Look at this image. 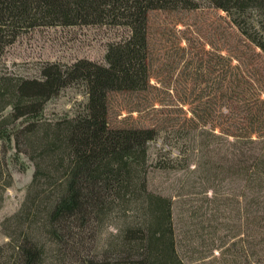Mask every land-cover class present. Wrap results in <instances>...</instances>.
Instances as JSON below:
<instances>
[{"label":"trees","instance_id":"obj_1","mask_svg":"<svg viewBox=\"0 0 264 264\" xmlns=\"http://www.w3.org/2000/svg\"><path fill=\"white\" fill-rule=\"evenodd\" d=\"M202 6L225 13L236 45L180 61L178 74L190 85H176L188 96L168 112L188 104L190 116L161 118L177 126L164 136L174 141L150 158L159 126L112 125L109 96L154 87L152 11ZM58 25L126 33L107 45L104 63L78 59L46 64L38 78L0 77V201L13 157L25 154L34 167L19 209L3 223L12 220L14 232L5 233L11 239L0 252L9 247L10 254H0V264H70L67 247L112 213L121 227L74 262L205 264L207 238L212 264H264V0H0V50L24 28ZM76 82L84 88L81 107L42 119L45 102ZM162 106L145 96L127 112ZM151 166L184 172L174 193L149 189ZM244 230L248 241L240 237Z\"/></svg>","mask_w":264,"mask_h":264},{"label":"rangeland","instance_id":"obj_2","mask_svg":"<svg viewBox=\"0 0 264 264\" xmlns=\"http://www.w3.org/2000/svg\"><path fill=\"white\" fill-rule=\"evenodd\" d=\"M225 13L211 7L202 6L196 10L184 11H152L148 20V37L151 52V69L154 78L149 93H112L109 96L108 120L112 125L126 124H155L160 128L159 136L148 143V154L150 158L164 143H172L174 138H165L173 126L170 122H161L166 115L172 117L177 115L182 121L190 116V105L182 106L183 112L172 113L173 105L177 99L185 96V92L178 82L187 83L190 81L178 74L181 69V60L191 56V52H199L206 58V51L214 48L230 51L236 45L235 40L230 36L232 31ZM124 28L110 27L105 25H73V26H35L20 30L11 40L6 41L0 50V77L12 79L38 78L41 67L56 63L60 65L71 64L78 59H88L97 63H104V54L107 45L121 36H124ZM194 48H191V46ZM183 48V49H182ZM245 51H247L245 49ZM248 54V52H246ZM184 54V55H183ZM179 64L176 66V63ZM176 66V67H175ZM169 84V85H168ZM176 85V92L172 85ZM184 92H183V91ZM209 91L208 89L206 90ZM161 100L163 111H155L146 108L142 112H127L133 104H137L142 97ZM189 97L187 100L190 101ZM85 100L84 88L80 82L72 83L61 89L57 94L50 97L44 104L42 119L53 120L64 115H73ZM180 106V105H179ZM2 112H0L1 115ZM161 123V124H160ZM1 144V142H0ZM23 148V146L21 147ZM33 164L25 156L20 154L13 157L9 163V170L12 181L2 192L0 201V247L8 239L5 233L14 232L10 218L20 207L26 187L31 180ZM148 187L150 190L164 194L174 193V183L183 178L182 170L172 169L159 170L154 166L149 168ZM123 222L116 213L104 217L100 222L92 224L87 232L77 241H73L67 250L73 259L70 264H77L74 260L78 256L86 255L96 247L99 239H111L110 232H115ZM246 230L240 235L246 238ZM206 235L207 230L203 231ZM221 235V234H219ZM41 238V237H39ZM43 238V237H42ZM41 238V239H42ZM44 239H48L44 236ZM236 239H239L237 237ZM210 239H203L201 255L206 256L205 264L210 263L211 252L208 244ZM233 239H227V242ZM245 248H248L245 246ZM213 255L217 250H213ZM2 258L10 254L9 247H4L0 252ZM4 255V256H3Z\"/></svg>","mask_w":264,"mask_h":264}]
</instances>
